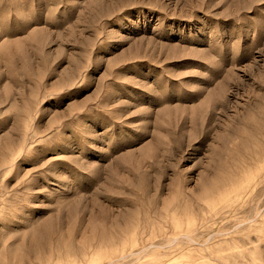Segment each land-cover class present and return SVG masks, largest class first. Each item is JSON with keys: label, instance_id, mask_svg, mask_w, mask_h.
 I'll return each mask as SVG.
<instances>
[{"label": "rangeland", "instance_id": "1", "mask_svg": "<svg viewBox=\"0 0 264 264\" xmlns=\"http://www.w3.org/2000/svg\"><path fill=\"white\" fill-rule=\"evenodd\" d=\"M0 264H264V0H0Z\"/></svg>", "mask_w": 264, "mask_h": 264}, {"label": "bare ground", "instance_id": "2", "mask_svg": "<svg viewBox=\"0 0 264 264\" xmlns=\"http://www.w3.org/2000/svg\"><path fill=\"white\" fill-rule=\"evenodd\" d=\"M225 235V234H224Z\"/></svg>", "mask_w": 264, "mask_h": 264}]
</instances>
